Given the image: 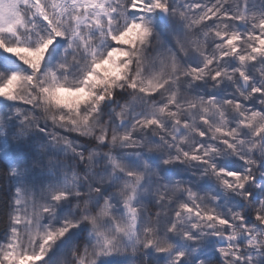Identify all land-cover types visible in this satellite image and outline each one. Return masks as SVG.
Instances as JSON below:
<instances>
[{
	"label": "snow or ice",
	"instance_id": "1",
	"mask_svg": "<svg viewBox=\"0 0 264 264\" xmlns=\"http://www.w3.org/2000/svg\"><path fill=\"white\" fill-rule=\"evenodd\" d=\"M0 264H264V0H0Z\"/></svg>",
	"mask_w": 264,
	"mask_h": 264
},
{
	"label": "clouds",
	"instance_id": "2",
	"mask_svg": "<svg viewBox=\"0 0 264 264\" xmlns=\"http://www.w3.org/2000/svg\"><path fill=\"white\" fill-rule=\"evenodd\" d=\"M19 127L17 128L16 132L9 134L7 129H4V132L2 133V135L4 136V138L6 139L7 143H6V147H11L13 150H18L19 149V144L21 141L25 142V143H31L35 146V149L37 151L40 150V146L42 143H44L43 141H39L38 139H31L30 141V136L34 137L35 134L31 133V134H25L23 136L19 135Z\"/></svg>",
	"mask_w": 264,
	"mask_h": 264
}]
</instances>
